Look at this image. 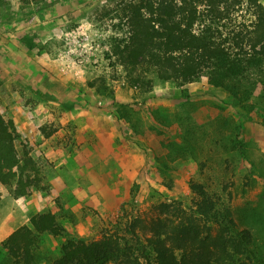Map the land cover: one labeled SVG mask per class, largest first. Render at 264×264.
I'll list each match as a JSON object with an SVG mask.
<instances>
[{
    "label": "rangeland",
    "instance_id": "1",
    "mask_svg": "<svg viewBox=\"0 0 264 264\" xmlns=\"http://www.w3.org/2000/svg\"><path fill=\"white\" fill-rule=\"evenodd\" d=\"M118 2L0 0V113L41 181L22 198L0 184V264H9L1 243L44 212L64 231L39 237L36 264H51L67 239L133 244L129 229L150 238L157 221L190 213V181L228 203L238 230L253 235L254 264H264L259 89L241 106L204 77L131 87L111 57L126 35Z\"/></svg>",
    "mask_w": 264,
    "mask_h": 264
},
{
    "label": "trees",
    "instance_id": "2",
    "mask_svg": "<svg viewBox=\"0 0 264 264\" xmlns=\"http://www.w3.org/2000/svg\"><path fill=\"white\" fill-rule=\"evenodd\" d=\"M117 12L126 35L113 45L111 57L131 87L148 92L155 82L183 87L204 77L241 106L256 89L264 100L259 0H119ZM16 139L13 122L0 113V184L22 198L41 181L28 153L20 157ZM189 190L190 213L177 223L157 221L152 237L141 240L129 229L133 244L113 235L89 243L67 239L51 264H254L259 255L253 235L238 230L228 203L197 182L190 181ZM63 231L53 213L35 214L1 247L9 264H36L39 237H60Z\"/></svg>",
    "mask_w": 264,
    "mask_h": 264
}]
</instances>
